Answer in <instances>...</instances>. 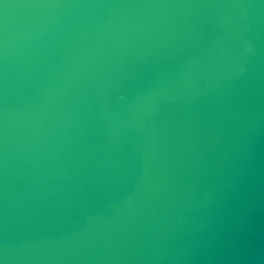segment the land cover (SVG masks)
Segmentation results:
<instances>
[{"label":"water","instance_id":"obj_1","mask_svg":"<svg viewBox=\"0 0 264 264\" xmlns=\"http://www.w3.org/2000/svg\"><path fill=\"white\" fill-rule=\"evenodd\" d=\"M0 264H264V0H0Z\"/></svg>","mask_w":264,"mask_h":264}]
</instances>
